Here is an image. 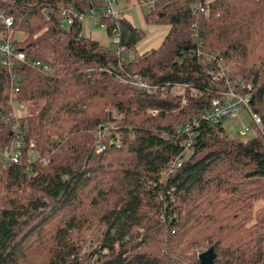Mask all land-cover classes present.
Wrapping results in <instances>:
<instances>
[{
    "label": "trees",
    "instance_id": "obj_1",
    "mask_svg": "<svg viewBox=\"0 0 264 264\" xmlns=\"http://www.w3.org/2000/svg\"><path fill=\"white\" fill-rule=\"evenodd\" d=\"M203 2L154 0L143 20L168 31L127 60L145 34L124 14L116 45L104 16L107 46L81 34V19L60 23L61 7L100 11L103 0H0L13 18L0 41L50 69L0 64V264H198L209 247L212 264H264V0H211L207 17L194 15ZM221 66L251 87L261 127L247 139L199 118L224 87L211 75ZM136 73L186 83V103L120 79ZM17 101L32 107L11 117ZM18 138V161H4Z\"/></svg>",
    "mask_w": 264,
    "mask_h": 264
},
{
    "label": "built area",
    "instance_id": "obj_2",
    "mask_svg": "<svg viewBox=\"0 0 264 264\" xmlns=\"http://www.w3.org/2000/svg\"><path fill=\"white\" fill-rule=\"evenodd\" d=\"M139 4H147L148 7L152 6L154 0H138ZM211 0H204L203 3L196 4L192 7V12L194 15L202 14L204 17L208 16L209 13V4ZM118 0H103V8L100 11H97L95 8L90 7L87 11L79 10L74 5H68L61 7L58 12L59 20L62 26L71 25L75 19L83 20L85 17H96L97 22L100 26L103 25L99 21L100 16H104L109 19L110 22L115 24L114 33L112 37V42L116 45L119 43L118 38V28H117V18L123 15V10L117 7ZM48 17V14H46ZM0 23L5 27H9L13 23V18L10 15H4L0 11ZM192 37L193 40L196 39V30L194 25L192 26ZM1 35V34H0ZM2 37V36H0ZM122 50L119 46L115 47V53L119 54ZM18 63L29 65L30 67L38 69L42 73H47L50 71L47 64H44L41 60L28 59L25 53L21 50H15L10 41H0V64L6 66L8 68H12ZM213 80L215 81H223L224 87L221 91H219L218 95L211 99L209 107L204 109L200 114L199 118L210 122L212 124L218 123L223 119L231 116H237L239 111L245 110L247 111L252 118V125L248 126L242 124V128L244 131H249L251 127H255L259 129L261 127L260 117L254 114L249 106V94L245 93V90H249L251 87L249 84H245L243 82H236L229 77L227 74L226 68L224 66L219 67L215 72L211 73ZM122 82L129 84L130 86L141 88L147 92L160 91L161 93H170L175 96L181 97L182 103H186L185 93L188 85L186 83H166L164 85L152 84L150 82L145 81L140 74H132L126 77L120 78ZM12 88L14 91H17L15 76H13V84ZM196 89L191 90V95H196ZM14 103V102H13ZM21 111L28 112L27 102H16ZM25 113V114H26ZM114 117H116L115 111H113ZM9 116L16 117L18 116L16 112L12 110L9 112ZM198 119H193L190 123L184 125L181 130L185 132H189L192 130V125H197ZM112 132V127L107 125L101 126L98 135L102 137H106L109 133ZM22 139L18 138L14 142L13 150L10 154H2L4 161H12L17 162L20 155V146ZM109 144H114L116 147H119L121 144L120 135H116L115 138H110L108 140ZM185 148L190 144V140L184 142ZM30 146H33V141L30 140ZM105 144H101L98 146V150H102L105 148ZM38 158L37 154L32 156L33 160ZM43 164L44 160L41 161Z\"/></svg>",
    "mask_w": 264,
    "mask_h": 264
},
{
    "label": "rangeland",
    "instance_id": "obj_3",
    "mask_svg": "<svg viewBox=\"0 0 264 264\" xmlns=\"http://www.w3.org/2000/svg\"><path fill=\"white\" fill-rule=\"evenodd\" d=\"M117 7L121 8L124 12L123 14L128 17L131 23L134 26L141 28L145 34L144 37L136 44L135 48L127 52L125 59H136L143 53L148 52L153 48H156L161 43L162 39L168 31V26L161 24H146L144 22L143 12L148 9L147 4H139L138 0H122L118 1ZM97 21L98 20L96 17H85L82 20L83 27L81 34L83 36H90L98 40L104 46H107L110 44V38L107 35L105 28L96 23ZM29 106L32 107V105L27 104V108ZM13 110L18 116H22L26 113L19 109L18 104L16 102L13 103ZM242 124L248 126L252 125L251 115L245 110L239 111L237 116L227 117L226 119H223L221 121V125L224 127L225 131L233 137L247 139L256 132L255 127H251L249 131H244L242 128ZM106 125L112 127V130L117 128L115 122H109ZM261 204L262 200L257 201L255 203V209L259 208ZM253 221L254 219H250L248 221V225L252 224Z\"/></svg>",
    "mask_w": 264,
    "mask_h": 264
},
{
    "label": "water",
    "instance_id": "obj_4",
    "mask_svg": "<svg viewBox=\"0 0 264 264\" xmlns=\"http://www.w3.org/2000/svg\"><path fill=\"white\" fill-rule=\"evenodd\" d=\"M214 252L212 247H209L205 251L199 253L198 255V264H212L213 259H214Z\"/></svg>",
    "mask_w": 264,
    "mask_h": 264
},
{
    "label": "crops",
    "instance_id": "obj_5",
    "mask_svg": "<svg viewBox=\"0 0 264 264\" xmlns=\"http://www.w3.org/2000/svg\"><path fill=\"white\" fill-rule=\"evenodd\" d=\"M126 19H128V17L125 16ZM129 20V19H128ZM130 21V20H129ZM131 22V21H130Z\"/></svg>",
    "mask_w": 264,
    "mask_h": 264
}]
</instances>
